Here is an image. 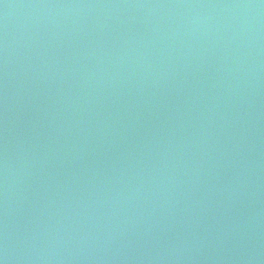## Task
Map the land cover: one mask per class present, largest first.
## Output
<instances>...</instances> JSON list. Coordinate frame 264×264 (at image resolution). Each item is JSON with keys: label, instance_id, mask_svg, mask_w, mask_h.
<instances>
[{"label": "water", "instance_id": "95a60500", "mask_svg": "<svg viewBox=\"0 0 264 264\" xmlns=\"http://www.w3.org/2000/svg\"><path fill=\"white\" fill-rule=\"evenodd\" d=\"M0 264H264V0H0Z\"/></svg>", "mask_w": 264, "mask_h": 264}]
</instances>
